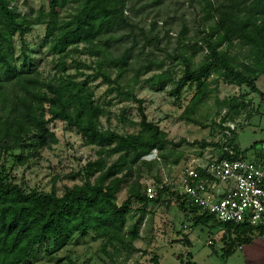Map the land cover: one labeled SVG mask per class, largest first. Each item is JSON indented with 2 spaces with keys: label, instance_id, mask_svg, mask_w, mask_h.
Segmentation results:
<instances>
[{
  "label": "trees",
  "instance_id": "obj_1",
  "mask_svg": "<svg viewBox=\"0 0 264 264\" xmlns=\"http://www.w3.org/2000/svg\"><path fill=\"white\" fill-rule=\"evenodd\" d=\"M191 1L200 6L204 14L205 27L200 31L198 48L207 52L197 66H193L192 61L196 52L186 54L188 45H184L181 53L168 54L171 58L182 59L186 65L181 80L196 84L201 91L205 85L204 78L217 70L226 83L246 84L264 100V93L256 84V78L264 74V0ZM126 3L127 0H47V7L22 15L12 5V0H0V160L3 154L27 145L32 146L35 152L50 148L58 142L50 125L58 120L75 128L89 143L100 146L98 158L89 160L83 173H78L84 182L65 187L62 195L57 194L55 187L51 192L27 191L8 181L0 170V264L36 260L52 239L73 233L77 234L78 241L89 236L106 238L118 256L138 251L134 241L138 238L144 214L127 226L130 201L133 198L142 202L157 201L168 191L175 195L184 213L204 223L215 221L225 226L228 232L233 229L241 241L249 242L248 234L253 230L264 233V226L220 222L213 214L189 203L186 197L171 190L172 187L160 179L157 184H163V188L159 189L158 197L151 199L147 196L141 172L151 163L145 156L154 150H163L167 145L178 147L187 143L206 147L212 142H189L187 139L175 142L168 139L159 125L148 120L143 100L133 91L123 90L122 81L118 77L113 78L107 70L106 67L126 69L133 58V45L117 54L110 49L112 42H120L125 37H118V32H134L138 27L127 15ZM68 5H73L74 10L64 16L62 11ZM38 24L46 25V40L52 54L59 55L71 46L85 43L89 44L87 49L92 55L104 57L103 61H97L98 69L91 79L90 75L80 81L62 76L46 79L36 68L32 70L25 63L20 67L14 37L20 35L24 47L25 34ZM185 31L186 26L183 25L181 33ZM237 45L246 48V60L240 63L230 51ZM58 64H63L61 58ZM160 66L147 58V62L135 68L136 75H145ZM99 76L103 82L116 84L112 90L118 95L139 104L140 132L121 134L102 129L100 119L106 111L97 103L90 85V81ZM147 82L151 86L158 84V88L165 86L163 74L154 75ZM237 106H244V102L230 103L231 109ZM191 121L203 127L209 126L194 119ZM226 134L228 136L232 131ZM226 145L233 147L236 156H246L231 139L221 144L213 143L221 156H228L224 151ZM116 154L118 157L112 158ZM24 160L20 157L21 163ZM125 183L128 184V198L118 205L117 193ZM232 249L233 244L230 243L227 256L232 255ZM153 259L154 264H160L158 256Z\"/></svg>",
  "mask_w": 264,
  "mask_h": 264
},
{
  "label": "rangeland",
  "instance_id": "obj_2",
  "mask_svg": "<svg viewBox=\"0 0 264 264\" xmlns=\"http://www.w3.org/2000/svg\"><path fill=\"white\" fill-rule=\"evenodd\" d=\"M12 5L19 13L27 15L47 7V0H12ZM125 9L138 27L134 32H118V37H125L120 42H112L110 49L117 54L133 45V58L126 69L106 67L107 70L113 78L122 81L123 90L133 91L143 100L148 120L159 125L168 139L212 142L206 147L187 143L178 147L167 145L145 156L151 166L142 168L144 190L155 185L158 179L174 189L187 166L194 165L197 159L206 162L216 156L219 149L213 143L221 144L226 139H231L249 159L264 164V100L261 95L246 84L226 83L217 70L204 78L205 85L200 91L196 84L181 80L186 67L182 59L168 56L181 53L184 45H188L187 55L196 52L193 66L204 60L207 51L198 48L200 31L205 27L200 6L191 0H127ZM73 10L74 6L68 5L62 15ZM183 25L186 26L184 34L181 33ZM14 40L20 67L25 63L32 70L36 68L46 79L62 76L80 81L86 75L91 79L97 72V61L104 60L102 55H92L87 49L89 44L85 43L71 46L62 54H52L44 24L34 25L25 34L24 47L20 35L16 34ZM245 49L239 45L230 48L238 63L246 60ZM60 58L62 65L58 64ZM147 58L161 66L145 75H136L135 68L147 62ZM159 74H163L165 80L163 88L147 82L148 78ZM256 84L264 93V74L256 78ZM90 85L97 103L106 111L100 119L102 129L121 134L140 132L141 114L137 102L118 95L112 90L116 84L103 82L101 76L91 80ZM231 102H244V106L231 109ZM191 119L209 126L203 127ZM50 128L56 133L57 143L39 152L29 145L15 148L3 154L0 170L8 181L27 191L51 192L55 187L57 194L62 195L65 187L84 182L78 173H83L89 160L98 158L100 146L89 143L64 121L58 120ZM226 129L232 134L227 136ZM20 157L25 159L23 163ZM116 157L118 154L112 158ZM127 198L128 184L125 183L117 193L116 203L121 205ZM130 208L127 226L144 214L138 238L134 241L138 251L118 256L106 238L89 236L78 241L77 234L73 233L52 239L36 260L22 264H154L155 256L161 264H264V233L253 230L248 234L249 242L241 241L233 229L228 232L215 221L204 223L184 213L172 191L157 201L142 202L133 198ZM230 243L233 251L227 256Z\"/></svg>",
  "mask_w": 264,
  "mask_h": 264
},
{
  "label": "built area",
  "instance_id": "obj_3",
  "mask_svg": "<svg viewBox=\"0 0 264 264\" xmlns=\"http://www.w3.org/2000/svg\"><path fill=\"white\" fill-rule=\"evenodd\" d=\"M224 151L228 156L195 160L172 190L222 223L264 226V164L243 154L236 156L232 146L226 145ZM161 188L163 184L155 183L146 188V194L157 198Z\"/></svg>",
  "mask_w": 264,
  "mask_h": 264
},
{
  "label": "crops",
  "instance_id": "obj_4",
  "mask_svg": "<svg viewBox=\"0 0 264 264\" xmlns=\"http://www.w3.org/2000/svg\"><path fill=\"white\" fill-rule=\"evenodd\" d=\"M159 262H160V259H159ZM160 264H161V262H160Z\"/></svg>",
  "mask_w": 264,
  "mask_h": 264
}]
</instances>
